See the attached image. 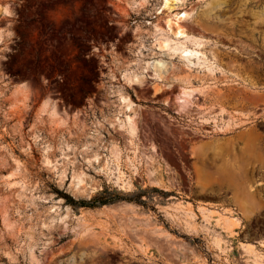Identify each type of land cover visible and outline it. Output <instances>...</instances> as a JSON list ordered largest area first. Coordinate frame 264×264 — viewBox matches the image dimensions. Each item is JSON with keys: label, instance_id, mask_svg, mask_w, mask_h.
Listing matches in <instances>:
<instances>
[{"label": "rangeland", "instance_id": "rangeland-1", "mask_svg": "<svg viewBox=\"0 0 264 264\" xmlns=\"http://www.w3.org/2000/svg\"><path fill=\"white\" fill-rule=\"evenodd\" d=\"M179 1L0 0V264H264V0Z\"/></svg>", "mask_w": 264, "mask_h": 264}, {"label": "bare ground", "instance_id": "bare-ground-1", "mask_svg": "<svg viewBox=\"0 0 264 264\" xmlns=\"http://www.w3.org/2000/svg\"><path fill=\"white\" fill-rule=\"evenodd\" d=\"M177 2H181V1H179V0H164V2H163V8H170L171 7V4H176ZM187 16H188V14L186 12H184L182 15L180 13L175 18H186ZM169 27H170V25H169ZM178 27H179V29H178V31L176 33L177 37H183L184 38V40L180 43V44H182L181 46L179 44H176V45L173 44L172 45L171 41L167 37H165L163 39V41L161 43H159V44H160V46L162 48L170 49V50H173L174 52H180L181 53V56L183 58L189 59V56L191 54L195 53L196 52V49L193 48V47H191V46L186 45L185 42L189 40V37L188 36H185L186 30L182 26H178ZM193 45L194 46H196V45L200 46L201 45V42H199L198 40H195L194 43H193ZM128 109L132 111L133 110V107L130 106ZM125 121H127V124L129 125V127L131 128V131H133V134H134L135 133V129H136V122H135L134 117L132 115H127V118H126ZM234 122H235L234 119H229V120H227V121L224 122V124L222 125V128H227V127L231 126V124H233ZM98 159H100V158H97L96 159V162H99V161H97ZM107 164H108V162H107ZM79 173H80V171H79ZM75 174H78V173L76 172ZM80 174H81L80 176L79 175H77V176L75 175L74 176V174H72L73 175V177H72L73 179L71 178L72 179V184H73V187L76 190L81 189L82 188V184L84 182V173H80ZM85 176H87V175L85 174ZM121 177L122 176H120V178ZM79 192H82V191H79ZM187 208H188L189 213L192 215V217L194 216V218H196L195 216L197 215L196 214L197 212L195 211V209H192L191 207H187ZM184 210H186V209H184ZM199 212L201 213L202 217H204L205 220H208V222L210 221V218L212 217V214H211V212L208 209L202 208V209L199 210ZM214 217H215V220H216V224L219 226V228H222L223 230H226V231H234L240 225V223H241L240 217L236 216V214H233V215L232 214H230V215H220L219 214V215H214ZM220 236H221V234L218 233L217 237H220ZM226 249H227L226 246H222L221 249H220V251L221 252H224V251H226ZM243 250H244V252L247 255H249L251 257V263H255L256 264V261L259 260V259L257 258V254H256V251H255V247L253 245H250V244H245V245H243Z\"/></svg>", "mask_w": 264, "mask_h": 264}, {"label": "flooded vegetation", "instance_id": "flooded-vegetation-1", "mask_svg": "<svg viewBox=\"0 0 264 264\" xmlns=\"http://www.w3.org/2000/svg\"><path fill=\"white\" fill-rule=\"evenodd\" d=\"M252 234L257 237H264V216L257 218Z\"/></svg>", "mask_w": 264, "mask_h": 264}, {"label": "trees", "instance_id": "trees-1", "mask_svg": "<svg viewBox=\"0 0 264 264\" xmlns=\"http://www.w3.org/2000/svg\"><path fill=\"white\" fill-rule=\"evenodd\" d=\"M114 198H106V199H94L90 202H86V201H81V202H78L79 204H81L82 206H90V207H93V206H96V205H103V204H106L110 201H112ZM69 201L70 202H74V200H72L71 198H69ZM75 203V202H74Z\"/></svg>", "mask_w": 264, "mask_h": 264}]
</instances>
